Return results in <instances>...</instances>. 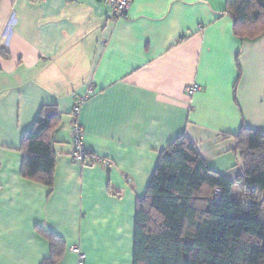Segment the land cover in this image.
<instances>
[{"label": "crops", "instance_id": "crops-1", "mask_svg": "<svg viewBox=\"0 0 264 264\" xmlns=\"http://www.w3.org/2000/svg\"><path fill=\"white\" fill-rule=\"evenodd\" d=\"M226 1L131 0L114 20L96 0H0V264H46L52 236L54 264H76L74 245L84 264H133L137 205L182 134L236 180L225 135L264 132V34L235 36ZM86 95L84 145L108 168L69 156L70 113ZM44 106L60 114L51 186L22 175L24 136Z\"/></svg>", "mask_w": 264, "mask_h": 264}, {"label": "trees", "instance_id": "trees-1", "mask_svg": "<svg viewBox=\"0 0 264 264\" xmlns=\"http://www.w3.org/2000/svg\"><path fill=\"white\" fill-rule=\"evenodd\" d=\"M224 12L240 39L264 34V0H227ZM59 118L44 106L24 136L22 175L46 186L55 168L48 131ZM225 136L236 141L235 181L210 169L185 134L161 152L136 208L133 264H264V132L242 126ZM215 188L220 195L212 199ZM50 241L46 264L59 256V240Z\"/></svg>", "mask_w": 264, "mask_h": 264}, {"label": "built area", "instance_id": "built-area-1", "mask_svg": "<svg viewBox=\"0 0 264 264\" xmlns=\"http://www.w3.org/2000/svg\"><path fill=\"white\" fill-rule=\"evenodd\" d=\"M99 2H103L108 4L112 8L113 19L118 20L124 18L128 9L130 7L131 0H96ZM186 93L192 94L198 90V87L195 85H189L186 87ZM91 89L88 90V95L91 94ZM86 95L83 98H80L73 106L71 110L72 123H71V138L72 145L69 151V156L72 161L80 164V165H101L104 168L110 167L112 164L110 160L98 157L96 154L88 151L84 145V132L82 126L78 122V114L80 107L84 101V99L88 96ZM129 182L130 179L128 178ZM220 195V189L215 188L212 191L211 198L215 199ZM70 251L74 253L77 257L76 264H84L86 259V254L83 253L80 248L76 245L70 248Z\"/></svg>", "mask_w": 264, "mask_h": 264}]
</instances>
